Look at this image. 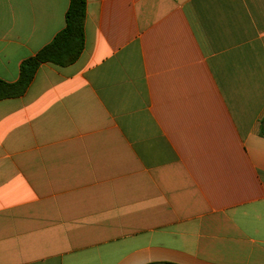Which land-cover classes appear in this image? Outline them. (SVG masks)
I'll list each match as a JSON object with an SVG mask.
<instances>
[{"label": "crops", "instance_id": "crops-1", "mask_svg": "<svg viewBox=\"0 0 264 264\" xmlns=\"http://www.w3.org/2000/svg\"><path fill=\"white\" fill-rule=\"evenodd\" d=\"M70 0H0V80ZM84 46L0 101V264H264V0H86Z\"/></svg>", "mask_w": 264, "mask_h": 264}, {"label": "trees", "instance_id": "trees-1", "mask_svg": "<svg viewBox=\"0 0 264 264\" xmlns=\"http://www.w3.org/2000/svg\"><path fill=\"white\" fill-rule=\"evenodd\" d=\"M85 2L86 0H70L65 15V28L50 44L21 63L16 82L7 83L0 80V101L22 96L41 64L51 63L66 67L78 59L84 46Z\"/></svg>", "mask_w": 264, "mask_h": 264}]
</instances>
